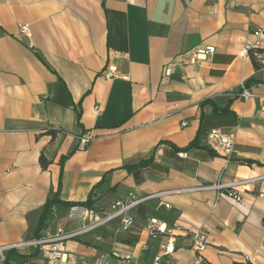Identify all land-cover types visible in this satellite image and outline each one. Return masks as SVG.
Returning a JSON list of instances; mask_svg holds the SVG:
<instances>
[{
  "label": "crops",
  "instance_id": "obj_1",
  "mask_svg": "<svg viewBox=\"0 0 264 264\" xmlns=\"http://www.w3.org/2000/svg\"><path fill=\"white\" fill-rule=\"evenodd\" d=\"M262 27L264 0H0V247L35 238L51 192L82 203L94 191L99 213L148 198L130 228L119 219L67 240L63 261L25 248L10 263L152 264L169 242L151 235L155 221L174 235L161 264H264V41L260 69L248 50ZM108 69L126 78L107 80ZM243 87L254 97H239ZM214 130L233 139L230 155L211 147ZM255 178L240 203L189 191ZM90 224L59 207L45 232ZM190 231L204 235L203 252Z\"/></svg>",
  "mask_w": 264,
  "mask_h": 264
},
{
  "label": "built area",
  "instance_id": "obj_2",
  "mask_svg": "<svg viewBox=\"0 0 264 264\" xmlns=\"http://www.w3.org/2000/svg\"><path fill=\"white\" fill-rule=\"evenodd\" d=\"M27 32V29H23ZM254 41L251 45L248 46V50L253 52L256 56L260 57L257 51L260 48L262 41H264V27L256 29L253 32ZM213 49L211 47H198L191 51V58L189 63L191 65L199 64L200 62H204L208 59V56L211 55ZM170 69V68H169ZM167 69L166 74L170 73V70ZM102 76L107 79L111 80L114 78H126L125 76L119 75L118 73L108 69L102 72ZM239 97L243 98L244 100H249L253 98V94L250 89L243 87ZM264 109V108H262ZM208 136L212 140L211 147L221 155H230L233 149V139L231 137L225 136L220 131L214 130L209 132ZM92 139L91 135H85L82 137L80 143L81 146L85 147L90 140ZM180 157L186 156L185 153H181ZM263 178H255V179H239L233 181L231 183H222L221 181H217L211 185H203L199 184L196 187L190 189L189 191H204V190H215L226 197L232 199L233 201L240 203L242 201V191H247V189L251 186L256 185L259 183ZM160 196V195H158ZM259 197L264 198V192L259 194ZM153 198V196L149 197ZM148 198H140L135 195L130 194L125 200L116 202L109 213H99L92 208H83V207H73L72 213H78V216H82L84 220H88L91 224L84 228L82 231L76 233H64L59 232L55 235L48 234L47 232H41L40 238H33L28 241H24L19 244L9 245V246H2L0 247V256L8 253L9 251H16L19 249L25 248H34L37 250L45 249L48 259L51 262H59L63 261L65 254H64V243L67 240L76 238L82 235L84 232L89 230L100 229L103 226L107 225L108 223L119 220L121 221L123 227L125 229L130 228L134 224V219L131 216V212L134 208L138 205L146 201ZM152 236H156L158 234L167 235L169 237V242L167 245L163 247L162 254L155 257L152 264H161L163 256L172 255L174 252L173 246V229H169L166 226H157L155 221H152L150 226L148 227ZM193 248L198 252H203L207 248V243L205 241V237L201 232L197 231H190L189 233ZM120 259L127 260L126 257L117 256ZM204 261L199 258L198 264H203Z\"/></svg>",
  "mask_w": 264,
  "mask_h": 264
},
{
  "label": "trees",
  "instance_id": "obj_3",
  "mask_svg": "<svg viewBox=\"0 0 264 264\" xmlns=\"http://www.w3.org/2000/svg\"><path fill=\"white\" fill-rule=\"evenodd\" d=\"M257 53H259V55H262L261 50H258ZM251 59H252V62H253L256 69H260L262 67V64L258 60V56H256L253 52H251ZM226 111H227V109H225V110L215 109V112L217 114H224ZM49 134L52 136L56 135L55 132H53V131H50ZM198 146H199L198 145V138H196L187 147V149L195 148ZM65 159H66V157L63 158L62 162H64ZM244 162L246 164H251L250 161H244ZM40 163H41L43 168H47L49 165V162L46 160V158L44 156H41ZM150 163H151V161L140 163L136 168L145 167V166L149 165ZM95 202H96V195H95L94 191L91 193L88 200L85 202H82V203L65 202V201L61 200L60 195H59V191L51 192L47 198L45 205L43 206V208L41 210L40 217H39V223H38L37 230L35 232L34 237L35 238L41 237V232H43L47 229V222L53 217V214H54V211L56 208H59V207H64L67 209H71L73 207L93 208ZM33 256L34 255H31L30 257H33ZM14 257L28 258V257H23V256L19 255L16 251L12 250L6 254L5 261L3 264H11L10 260ZM203 264H209V263L204 261ZM236 264H251V263L246 262V263H236Z\"/></svg>",
  "mask_w": 264,
  "mask_h": 264
}]
</instances>
